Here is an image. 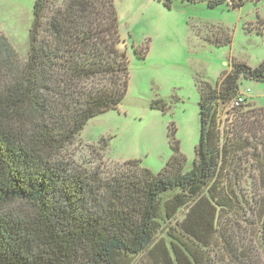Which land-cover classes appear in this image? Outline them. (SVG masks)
<instances>
[{"label": "trees", "instance_id": "16d2710c", "mask_svg": "<svg viewBox=\"0 0 264 264\" xmlns=\"http://www.w3.org/2000/svg\"><path fill=\"white\" fill-rule=\"evenodd\" d=\"M218 30L224 39L211 42L230 44L231 30ZM231 67L216 86L198 87L190 169L173 130V156L158 174L141 160L106 174L69 151L127 95L116 8L38 0L26 59L0 34V264L264 262V109L249 97L236 105L242 79L264 82V61Z\"/></svg>", "mask_w": 264, "mask_h": 264}, {"label": "rangeland", "instance_id": "374dc122", "mask_svg": "<svg viewBox=\"0 0 264 264\" xmlns=\"http://www.w3.org/2000/svg\"><path fill=\"white\" fill-rule=\"evenodd\" d=\"M37 1L0 0V34L22 59L28 55ZM111 1L130 62L127 95L118 109L88 122L70 148L71 158L110 175L141 160L158 174L173 156L174 130L190 169L201 137L198 87L201 82L216 86L234 63L255 68L264 61V0ZM221 27L231 30L232 42L217 46L212 42L224 39ZM248 89L249 100L264 109V82L242 79L240 91ZM102 138L109 141L107 150H94ZM250 234L251 226L247 240L256 243Z\"/></svg>", "mask_w": 264, "mask_h": 264}, {"label": "built area", "instance_id": "2783aa9c", "mask_svg": "<svg viewBox=\"0 0 264 264\" xmlns=\"http://www.w3.org/2000/svg\"><path fill=\"white\" fill-rule=\"evenodd\" d=\"M250 90H246L245 92H242L241 96L237 99L236 101V105H240L241 103H243V101L245 100L246 97L249 96Z\"/></svg>", "mask_w": 264, "mask_h": 264}, {"label": "crops", "instance_id": "0c3cea01", "mask_svg": "<svg viewBox=\"0 0 264 264\" xmlns=\"http://www.w3.org/2000/svg\"><path fill=\"white\" fill-rule=\"evenodd\" d=\"M251 100V99H250ZM252 101V100H251ZM254 103V102H253ZM255 104V103H254Z\"/></svg>", "mask_w": 264, "mask_h": 264}, {"label": "clouds", "instance_id": "9594fccd", "mask_svg": "<svg viewBox=\"0 0 264 264\" xmlns=\"http://www.w3.org/2000/svg\"><path fill=\"white\" fill-rule=\"evenodd\" d=\"M245 92V91H244Z\"/></svg>", "mask_w": 264, "mask_h": 264}]
</instances>
